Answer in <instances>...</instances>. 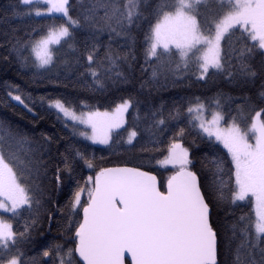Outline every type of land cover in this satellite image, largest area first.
<instances>
[{"label": "snow or ice", "instance_id": "1", "mask_svg": "<svg viewBox=\"0 0 264 264\" xmlns=\"http://www.w3.org/2000/svg\"><path fill=\"white\" fill-rule=\"evenodd\" d=\"M21 2L30 9L35 2V16L51 21L33 30L25 40L17 39L12 44L9 55L14 54L25 68L47 69L58 50L52 46L65 43L72 47L69 42L75 40L78 30H107L119 36L133 26L140 28L142 22L148 25L144 33V57L145 63L153 64V77L158 72L191 71L199 73L198 79H204L210 72L229 78H251L257 75L250 63L252 53L259 52L264 57V0H154L147 8L145 0H88L87 7L81 3L76 16L70 11L74 7L70 0ZM237 33L238 43L243 45L240 49L231 44ZM96 51V45L88 51L86 71L99 83L93 64L103 66V61L97 60ZM120 58L109 45L104 54L108 62L105 71L120 76L116 71ZM260 71L264 73V60ZM8 96L37 115L35 100L26 102L11 91ZM260 97L264 105V92ZM39 101L41 107L47 101V107L56 111L65 126L70 120L74 135L100 144L109 142L113 129L122 126L124 114L131 107V101L125 99L112 113L89 110L77 114L65 100L40 97ZM221 107L219 99L202 102L196 98L187 108V124L207 137L208 148L214 153L207 161L213 176L209 185L211 200L200 176L192 170L189 150L175 138L185 133V128L178 126L167 155L157 161L175 169L167 180L166 190H161L155 175L138 167L100 168L83 185L76 181L68 202L72 210L68 224V231L73 234L72 246H55L59 264H126L129 256V264H218L219 231L212 222V203L236 205L246 200L253 215L242 216L240 224L233 225V235L238 232L240 239L236 264H256L253 234L256 241L264 239V119L261 118L264 107L257 110L253 105L254 115L247 117L245 126ZM206 112H210V119L204 115ZM181 115L177 109L172 119ZM164 123V119L159 120V124ZM79 125L84 130H79ZM136 135L135 130L131 131L128 142ZM15 138L13 131L0 123V210L10 214V219L0 215V264H40L35 257L23 259L21 245L29 241L37 223L44 192L36 181L46 174L47 164L42 159L21 161L24 172H18L5 155L6 148L11 151L9 141ZM217 144L226 149L230 160L219 154ZM75 157L89 170L95 169L93 158L79 149ZM64 163L71 173L75 159L69 161L65 157ZM226 165L227 182L222 179ZM61 171L57 166L55 180H60ZM85 193L87 199L82 200ZM13 221L23 223L14 227ZM260 251V264H264V248ZM52 254L51 249L42 252L43 257ZM245 255L249 259L242 258Z\"/></svg>", "mask_w": 264, "mask_h": 264}, {"label": "trees", "instance_id": "2", "mask_svg": "<svg viewBox=\"0 0 264 264\" xmlns=\"http://www.w3.org/2000/svg\"><path fill=\"white\" fill-rule=\"evenodd\" d=\"M153 2L154 0H145V8ZM81 3L84 7L88 6V0H70V4L74 6L70 9L73 16L81 11ZM34 8L35 2L30 9L21 0H0V123L10 128L16 137L9 141L11 151L6 148L5 155L16 165L18 172H24L21 161L42 159L47 164L46 174H42L36 181L44 195L30 239L21 245L25 254L23 259L35 257L40 264H59V258L54 254L55 246H72L70 241L73 234L68 231L72 210L68 207V202L76 188V181L80 180L83 185L87 177L94 176L95 171L100 168L138 167L153 173L161 190H165V183L175 169L172 166L161 167L157 161L167 155V147L178 131V126L184 127L185 133L182 137L175 138L189 150V158L194 165L192 170L200 176L205 184L204 190L211 200L209 185L213 176L211 165L207 161L214 153L208 148L207 137L199 129H193L187 124V108L196 98L205 102L219 99L222 111L230 112L236 119L240 116L243 121H247V117L254 114L253 105L257 110L264 107L260 103V93L264 92V73L260 71L264 57L259 52L252 53L250 63L257 75L251 78H229L210 72L204 79H198V72L193 74L191 71L180 74L158 72L153 77V64L145 63L144 57V33L148 25L142 22L140 28L133 26L127 33L119 36L107 30H78L75 40L69 42L72 47L65 43L53 46L58 50L55 51L53 64L47 69L25 68L14 54L9 55L12 44L17 39L25 40L33 30L51 23L50 19L35 16ZM30 11L31 15L28 14ZM238 40L239 33L231 40L235 49L243 47ZM93 45H96L97 60L103 61V66L93 64L98 72L99 83L86 71L88 51L93 49ZM109 45L113 53L121 57L116 61V71L121 73L118 77L115 72L105 71L108 62L104 60V54ZM234 57L235 53L233 61ZM9 91L13 95H21L26 102L35 100L34 111L37 115L34 116L23 105L12 100L8 96ZM40 97L65 100L76 111L110 109L125 99L131 101V107L126 113L124 128L113 131L107 145H96L74 135L68 123L65 126V121L57 118L56 111L47 107L46 101L41 107ZM177 109H180L182 115L172 119L176 116ZM262 117L264 119V114ZM161 119L165 120L163 125L159 124ZM129 130H135L137 135L131 143H125ZM46 137L51 139L46 140ZM216 147L219 154L230 160L225 149L219 144ZM77 149L93 158L94 170H89L75 157ZM65 157L69 161L75 159L71 173L65 169ZM57 166L62 169L59 181L54 178ZM41 171L43 173V168ZM226 172L227 165L222 174V179L227 182L229 177ZM86 199L85 193L82 200ZM2 215L10 219V214ZM24 215L27 217L28 213ZM249 215L253 213L247 200L237 202L236 205L225 202L219 206L213 201L211 217L214 227L219 231L218 264H236V248L240 239L238 232L236 236L233 235V225H239L240 218ZM22 223L23 221L20 222ZM13 224L14 227H20L15 221ZM253 242L257 245L253 256L256 264H260V249L264 248V239L256 241L253 234ZM49 249L53 250V254L43 257L42 252ZM242 258L249 259L246 255ZM126 264H129L128 260Z\"/></svg>", "mask_w": 264, "mask_h": 264}, {"label": "rangeland", "instance_id": "3", "mask_svg": "<svg viewBox=\"0 0 264 264\" xmlns=\"http://www.w3.org/2000/svg\"><path fill=\"white\" fill-rule=\"evenodd\" d=\"M55 46V45H54ZM53 47V46H52ZM198 75H199V73H198ZM12 99V98H11ZM202 101V100H201ZM15 102H17V101H15ZM122 102V101H121ZM121 102H119V103H121ZM196 102V100L193 102V103H195ZM202 102H205V101H202ZM17 103H19V102H17ZM119 103H117V104H119ZM116 104V105H117ZM46 105H47V101H46ZM116 105L115 106H113V107H111L110 109H91V111H100V112H109V113H112V112H114V110H115V107H116ZM54 110V109H53ZM83 111H85V112H87V111H89V110H83ZM79 112L80 111H77V114H79ZM127 113V112H126ZM126 113L124 114V123L122 124V126L120 127V128H124V126H125V124H126ZM204 115L205 116H207L209 119L211 118V116H210V112H206V113H204ZM254 115V114H253ZM242 117H238L237 118V122L238 123H241V125L242 126H245L247 123H248V120L246 121V120H242L241 119ZM262 119H263V117H261ZM229 122H231L230 120H229ZM68 125H69V129L71 130V132L73 133V129H72V122L69 120L68 122ZM79 127V130H84V126L83 125H79L78 126ZM120 128H118V129H120ZM115 130H117V129H113V131H115ZM113 131H112V133H113ZM131 131H133V130H129L128 132H127V134H126V136H125V139H124V142L125 143H129L128 141H129V133L131 132ZM112 133H111V135H112ZM76 136H78V137H80V138H82V139H84V140H86V141H88V142H90V143H92V144H96V145H107L109 142H110V140H109V142L107 143V144H100V143H93L91 140H88V139H85L84 137H82V136H80V135H78V134H76ZM133 140V139H132ZM180 142V141H179ZM181 143V142H180ZM222 148H223V146L222 145H220ZM226 150V149H225ZM163 159V158H162ZM162 159H160V160H162ZM159 166H161V167H171V165H167V166H163V165H161V164H159V163H157ZM0 213H2L3 214V212H2V210H0ZM2 214H0V215H2ZM4 214H8V213H4ZM5 219H9V218H7V217H5L4 215H2Z\"/></svg>", "mask_w": 264, "mask_h": 264}, {"label": "water", "instance_id": "4", "mask_svg": "<svg viewBox=\"0 0 264 264\" xmlns=\"http://www.w3.org/2000/svg\"><path fill=\"white\" fill-rule=\"evenodd\" d=\"M115 167H128V166H115ZM115 167H109V168H115ZM142 170V169H141ZM142 171H144V170H142ZM153 174V173H152ZM154 175V174H153ZM158 180V179H157ZM166 184H167V181H166V183H165V190H166ZM127 255V254H126ZM128 261H130V256L128 257V259H127Z\"/></svg>", "mask_w": 264, "mask_h": 264}]
</instances>
